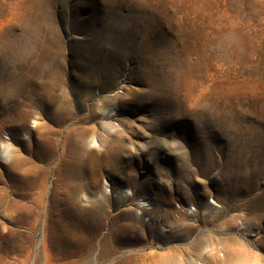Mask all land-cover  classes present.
I'll use <instances>...</instances> for the list:
<instances>
[{"label": "rangeland", "instance_id": "1", "mask_svg": "<svg viewBox=\"0 0 264 264\" xmlns=\"http://www.w3.org/2000/svg\"><path fill=\"white\" fill-rule=\"evenodd\" d=\"M41 18L63 21L65 53L71 44L91 50L97 20L123 34L127 23H145L167 52L144 68L124 59L105 91L66 85L58 92L89 115L116 95L125 105L119 134L97 130L104 148L116 146L98 176L55 184V162L40 194L37 186L16 188L4 175L12 159L0 156V264H119L130 257L159 264L156 255L171 258L167 264H264V0H0V52ZM168 84L176 87V116L188 117L187 143L182 124L167 135L154 127L152 86ZM129 98L142 107L130 110ZM128 127L141 136L131 137ZM2 140L10 141L6 128ZM90 150L78 152L81 174L97 170L84 162ZM93 182L107 189L106 201L95 202ZM67 200L105 208L113 227L74 223ZM104 243L113 249L109 259Z\"/></svg>", "mask_w": 264, "mask_h": 264}, {"label": "bare ground", "instance_id": "2", "mask_svg": "<svg viewBox=\"0 0 264 264\" xmlns=\"http://www.w3.org/2000/svg\"><path fill=\"white\" fill-rule=\"evenodd\" d=\"M92 25L98 32L93 38L91 50H85L81 46L76 48L71 44L67 53L62 52L63 21L41 18L29 22L26 34L14 36L9 51L0 52V98L6 99L5 105L0 106V132L6 128L10 136V141H0V156L5 160L12 159L5 167L4 175L16 188L33 185L39 187L41 194L49 176L48 167L55 162V184L69 183L74 178L98 176V168L102 166V162L113 160L116 146L114 143L113 146L110 144L104 148V143L98 139L97 130L102 126L109 133L119 134V128L125 119V105L116 95L110 104H101L96 114L89 115L81 106L74 109L58 92L66 85L88 91L103 86L105 91L112 85L113 75L119 71L124 59L132 58L136 67L144 68L148 67L145 63L154 54L159 55V51L167 52L165 47L162 48L166 44L159 36L146 34L145 31L148 30L145 23H127L124 34L110 31L114 25L107 20H97ZM175 90L176 87L169 84L163 90H159L156 85L152 86L153 97L149 105L158 111L157 122L154 124L157 134L167 135L173 124H182V139L187 143L188 117L185 112L182 117L176 116L175 110L179 102ZM128 100L130 110L142 107L141 101L131 98ZM166 110L170 111L168 116L161 113ZM131 112L129 111L128 116H132ZM74 116L77 118L74 119ZM116 122L119 124L116 125ZM31 123L36 124L34 131H30ZM71 123L73 127L66 129ZM164 123L167 126L163 127ZM26 133L27 137L24 138ZM127 133L134 138L141 136L140 129L136 127H128ZM121 135L122 133L117 138ZM95 143L98 144L97 147ZM83 145L92 148L84 158L86 166L97 169L86 174L80 173L76 162ZM96 148L103 149L101 156L96 153ZM95 157L99 158L97 164L93 162ZM119 172L122 176L127 174L124 169ZM89 188L95 191V202L99 198L106 201V188L100 189L94 182ZM67 202L74 223L93 227L94 230L113 227L114 223L109 222L105 208H80L73 201ZM109 239L111 240L110 234L105 236L104 242ZM102 253L104 259H109L113 249L104 243ZM156 256L159 264H167L171 259L166 255ZM126 263L138 264L133 257L119 262Z\"/></svg>", "mask_w": 264, "mask_h": 264}]
</instances>
